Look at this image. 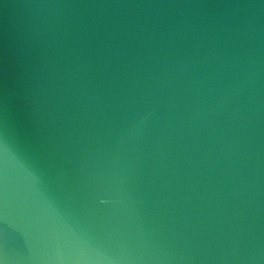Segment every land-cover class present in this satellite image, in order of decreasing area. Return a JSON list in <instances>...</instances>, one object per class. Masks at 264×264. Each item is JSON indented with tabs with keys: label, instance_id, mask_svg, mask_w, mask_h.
<instances>
[{
	"label": "water",
	"instance_id": "95a60500",
	"mask_svg": "<svg viewBox=\"0 0 264 264\" xmlns=\"http://www.w3.org/2000/svg\"><path fill=\"white\" fill-rule=\"evenodd\" d=\"M0 264H264V0H0Z\"/></svg>",
	"mask_w": 264,
	"mask_h": 264
}]
</instances>
